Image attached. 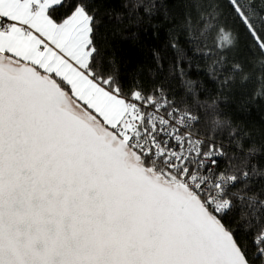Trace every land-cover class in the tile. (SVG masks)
I'll use <instances>...</instances> for the list:
<instances>
[{
	"label": "snow or ice",
	"instance_id": "6c2138e0",
	"mask_svg": "<svg viewBox=\"0 0 264 264\" xmlns=\"http://www.w3.org/2000/svg\"><path fill=\"white\" fill-rule=\"evenodd\" d=\"M109 2L0 0V264H264L255 152L237 128L227 144L200 131L251 78L229 53L246 42L264 57V0H175L194 52L213 58L216 97L195 110L101 55ZM158 6L167 19L165 0L143 12ZM258 66L245 102L264 99Z\"/></svg>",
	"mask_w": 264,
	"mask_h": 264
},
{
	"label": "trees",
	"instance_id": "16d2710c",
	"mask_svg": "<svg viewBox=\"0 0 264 264\" xmlns=\"http://www.w3.org/2000/svg\"><path fill=\"white\" fill-rule=\"evenodd\" d=\"M165 2L169 13L167 19L159 6L151 18L144 14L143 6L149 0H110L103 6L108 14L103 16L97 44L101 55L114 61L122 79L126 81L131 75L138 74L145 87L162 84L169 96H175L177 104L183 106V102L195 110L197 103L211 104L216 97L217 88L210 72L213 58L194 52L198 41L189 42V33L182 28L183 17L188 10L186 6L175 0ZM192 15L195 25L196 13L193 11ZM138 16L141 18L139 21ZM191 35H197L196 31L193 30ZM172 43L176 44L175 49L170 46ZM155 53L162 61V71L157 68ZM233 58L244 64L251 78L243 86L237 83L235 90L226 94L228 98L221 97L209 112L208 119L218 118L220 126L213 128L202 118L200 131L217 139L224 138L227 144L232 128L239 129L238 141L242 143L244 152H255L248 160L249 168L255 165L260 173H264V99L245 102V97L252 96L258 88L256 78L261 71L258 65L264 57L242 42L235 55L229 53V59ZM253 63L257 66L253 67ZM227 71L225 68L224 72ZM204 111L201 110L202 117ZM245 132L249 134L247 137H243ZM259 187L257 183L250 191H258ZM259 198L264 199V193H260Z\"/></svg>",
	"mask_w": 264,
	"mask_h": 264
}]
</instances>
